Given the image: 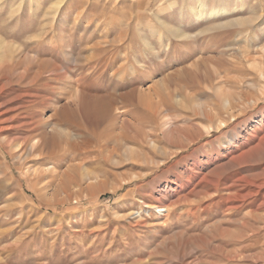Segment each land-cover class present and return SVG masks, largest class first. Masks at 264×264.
<instances>
[{"label": "rangeland", "instance_id": "1", "mask_svg": "<svg viewBox=\"0 0 264 264\" xmlns=\"http://www.w3.org/2000/svg\"><path fill=\"white\" fill-rule=\"evenodd\" d=\"M263 140L264 0H0V264H264Z\"/></svg>", "mask_w": 264, "mask_h": 264}, {"label": "bare ground", "instance_id": "2", "mask_svg": "<svg viewBox=\"0 0 264 264\" xmlns=\"http://www.w3.org/2000/svg\"><path fill=\"white\" fill-rule=\"evenodd\" d=\"M199 7H200V5H199ZM201 17V16H200ZM21 62V61H20ZM18 63V62H17ZM40 63V62H39ZM23 64V63H22ZM18 65H20V63H18ZM49 65V64H48ZM26 69V68H25ZM43 69V68H42ZM53 74V73H52ZM42 75V74H41ZM56 75V74H55ZM60 75V74H59ZM31 76V75H30ZM34 80V79H33ZM33 80H31L32 82H33ZM53 80V79H52ZM26 81V80H25ZM28 81V80H27ZM55 81V80H54ZM31 83V82H30ZM29 83V84H30ZM45 83H46V81H45ZM46 85V84H45ZM25 90V89H24ZM33 91V90H32ZM90 97H93V98H91V99H89V96L87 95V97L86 96H83V98H82V101H84L85 99L86 100H89V101H87L86 102V104H84V103H82L80 106H81V108H83V114H85V115H88V113H93V112H95V111H97L98 109H102V105L104 104L103 103V101L100 99V98H98V97H96V96H90ZM18 98H20V97H18ZM77 98V97H76ZM84 99V100H83ZM29 100V99H28ZM22 101V100H21ZM23 103V102H22ZM78 103V102H77ZM75 104V103H74ZM20 105V104H19ZM18 105V106H19ZM44 105V104H43ZM68 106V105H67ZM22 107V106H21ZM63 107V106H62ZM66 108V107H65ZM21 109V108H20ZM62 110V109H61ZM71 110H72V108H71ZM6 111V110H5ZM8 111V110H7ZM15 111V110H14ZM66 111V110H65ZM69 111V110H68ZM69 112H71V111H69ZM30 116V115H29ZM36 116V115H35ZM84 116V115H83ZM34 117V116H33ZM85 117V116H84ZM87 117V116H86ZM26 118V117H25ZM32 119V118H31ZM41 126V125H40ZM12 128V127H11ZM2 129V128H1ZM10 130V129H9ZM40 136L42 137V138H46L47 136H51V135H49V133L48 132H45V131H43L41 134H40ZM263 142H264V140H263ZM2 143V142H1ZM4 143V142H3ZM117 143H118V141H117ZM5 144V143H4ZM261 145V144H260ZM257 147V146H256ZM245 148V147H244ZM258 148H260L259 146H258ZM257 148V149H258ZM254 149H256V148H254ZM240 150V149H239ZM235 151V150H234ZM254 151H256V150H254ZM256 153V152H255ZM245 154V153H244ZM246 156V155H245ZM245 156H244V158H245ZM50 157V156H49ZM52 157V156H51ZM240 159H242V157L241 158H233V159H231V161H230V163L229 162H227V163H229V164H224L223 166L224 167H228L230 164H231V162H236L235 163V166H233L232 167V169L233 168H235L236 166H242V164H237V162H238V160H240ZM261 159V158H260ZM224 160V159H223ZM249 160V159H248ZM248 160H243L244 162H246L247 163V161ZM263 161H264V159H262ZM217 161V160H216ZM42 162V161H41ZM44 162V161H43ZM214 162V161H213ZM240 162H242L241 160H240ZM232 163V164H233ZM243 163V162H242ZM249 163V162H248ZM209 164H212L211 162H209V163H206L205 164V166L206 165H209ZM245 164V163H244ZM251 164V163H250ZM261 164V163H260ZM216 166V165H215ZM219 167V166H218ZM258 167V169L254 172V173H250V174H248L247 172L249 171V170H247L246 168H244V170L245 171H241V172H239V173H236V174H234L232 177L231 176H229L227 179L229 180L230 179V182L228 183V184H225L224 182H222V183H224L225 184V187L223 188V191H226V192H228L229 193V195H227V198L225 199V201L227 202V203H229L230 205L228 206V209L229 210H231L232 212H238V211H241V210H245L246 211V209H252V208H255V207H257L258 208V210L259 209H264V163L262 162V164H261V166H257ZM239 168V167H238ZM250 168V167H249ZM253 168H256V166L255 167H253ZM216 169V168H215ZM214 169V170H215ZM227 169V168H226ZM231 169V168H230ZM230 169H228V170H230ZM217 171H218V169H217ZM224 171H225V169H224ZM211 172H213V171H211ZM236 172V171H235ZM252 172V171H251ZM216 173V172H215ZM233 173V172H232ZM231 173V174H232ZM206 174V173H205ZM204 174V175H205ZM209 174H211V173H209ZM207 175V174H206ZM212 175H214V174H212ZM219 175H220V173H219ZM218 175V176H219ZM215 176H216V174H215ZM210 177V176H209ZM225 178V177H224ZM206 180H207V178H206ZM225 181V180H224ZM227 182V181H226ZM206 184V183H205ZM205 196V195H204ZM222 198H224V197H222ZM232 202V203H231ZM226 203V204H227ZM228 205V204H227ZM261 212V211H260ZM264 213V212H263ZM256 216V215H255ZM251 217V216H250ZM258 217V216H257ZM255 217H253L252 219H254ZM259 219V218H258ZM263 219V218H262ZM261 219V220H262ZM229 220V219H228ZM264 221V220H263ZM242 222V221H241ZM257 223V222H256ZM253 224V223H252ZM248 225V224H247ZM257 226V225H256ZM258 227V226H257ZM258 228H260V227H258ZM254 229V228H253ZM263 229V228H262ZM255 230V229H254ZM254 230H248V231H250V232H248L249 234L246 236V237H244L245 236V234L243 235V236H240V237H244L243 238V244H242V240L241 241H238V242H234L233 243V247H237V246H240L241 248H242V250H243V252H249L250 253V251L253 249V248H255L256 247V245H257V243H258V238L260 237V235H261V228L259 229V230H256V231H254ZM264 232V231H263ZM264 237V236H263ZM235 238V237H234ZM239 238V237H238ZM260 239V238H259ZM261 239H264V238H261ZM222 246V245H221ZM241 248H239L240 250H241ZM235 250H238V249H235ZM229 253H231V252H229ZM245 253V254H246ZM235 254V253H234ZM242 254V253H241ZM232 255V254H231ZM237 255V254H236ZM238 255H240V254H238ZM241 256V255H240ZM243 257H244V255H242ZM246 257V256H245ZM240 258V257H239ZM244 260H246L245 258H244ZM227 261H228V263L229 264H238L237 263V260L235 259V255H234V257H233V255H232V257L231 256H229L228 258H227ZM240 261H241V258H240ZM239 262V261H238ZM227 263V264H228Z\"/></svg>", "mask_w": 264, "mask_h": 264}]
</instances>
